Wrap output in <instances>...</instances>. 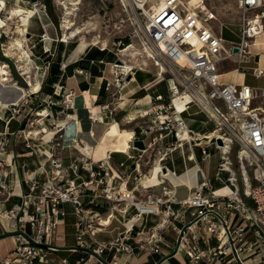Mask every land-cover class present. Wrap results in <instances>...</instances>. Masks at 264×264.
<instances>
[{"label":"built area","instance_id":"1","mask_svg":"<svg viewBox=\"0 0 264 264\" xmlns=\"http://www.w3.org/2000/svg\"><path fill=\"white\" fill-rule=\"evenodd\" d=\"M140 3L136 9L146 18L141 39L150 49L148 57L157 68L156 77L165 81L167 93L156 94L150 108L139 114L140 118L150 120L140 126L138 133L132 131L128 149L145 151L151 144L167 142L158 151L159 162L185 145L198 147L206 160L210 157L209 147L214 145L220 151L216 179L221 181V172H228L222 181L228 193L214 190L201 172L202 180L179 202L193 210V217L177 229L175 250L184 251L186 261L182 264H264V111L254 106L257 98L264 100V88L256 90L245 83L225 82L218 69L223 59H234L237 65L259 61L260 55L252 54L250 48L253 40L264 32V0H238L242 13L239 41L229 45L209 25L217 17L207 0L190 5L186 0H156L147 10L145 3ZM235 47L237 52H233ZM118 67L112 66L113 85L122 89L135 68L127 74ZM251 72L256 78L264 76V69L259 67ZM109 86L107 82V90ZM74 97L73 90L65 92L62 100L65 109L74 108ZM192 105L212 122V131L204 134L186 124L181 114ZM148 136H152L149 143L145 141ZM133 140H142L145 148H135ZM234 142L240 147L236 151L240 173L247 175V180L242 179V189L227 155ZM226 143L228 152L223 147ZM49 163V176L38 192H34L38 183L32 179L30 193L22 196L20 204L10 209L0 207V219L9 223V230L16 237L15 259L25 264L43 262L44 247L51 248L58 218L65 215L62 205L71 204L79 216L83 212L82 198L86 196H90L91 202L103 198L108 204L133 207L136 212L130 219L139 220L160 212L172 215L169 204L175 201V186L163 165L157 166V183L168 181L169 186H162L159 197L138 200L132 190L108 185L107 160L94 164L81 156L65 167L53 159ZM246 165L256 170L254 185L250 183ZM81 170L88 173L87 178L82 177ZM171 175L175 177L174 173ZM5 178L4 174L2 182ZM0 188L5 186L0 184ZM93 222L92 218L80 217L75 223L76 242L87 256L100 257L107 249L114 250L113 258L133 253L127 242L133 225L125 226L113 241L105 243L95 238L96 232L91 230ZM97 226H103L99 219ZM145 243L150 252L161 253L153 235ZM165 261L161 263L166 264Z\"/></svg>","mask_w":264,"mask_h":264},{"label":"crops","instance_id":"2","mask_svg":"<svg viewBox=\"0 0 264 264\" xmlns=\"http://www.w3.org/2000/svg\"><path fill=\"white\" fill-rule=\"evenodd\" d=\"M10 43L11 39L3 42L0 35L2 51L0 53L7 60L14 58V54L6 52ZM82 50L83 47L79 48L67 60L65 59L64 68L59 67L57 87H53L52 94H45L46 100L43 99L45 102L40 101L37 105L33 103V96L42 94V84L38 92H30L28 89L19 90L20 87L16 82H9L11 81L9 77L8 84L0 85L2 93L0 96L2 101L0 184L5 186L3 189L0 188V207L10 209L13 205L20 204L22 196L30 193L32 179L38 183V188L34 191L38 192L49 176L51 159L60 162L64 167L81 156L94 164L107 160L108 185L132 190L138 200L159 197L162 195V186H169L168 181L158 185V172L156 181L153 180L157 166L163 165L169 172L175 174V177L168 176L175 186V201L169 204L171 216L160 212L144 215L139 220L130 219L136 212L133 207L126 209L123 203L108 204L103 198L91 202L90 196L82 198L83 212L79 216L74 213L71 204H63L61 208L65 215L58 218L51 248L44 247L43 262L36 264H162L164 259L166 264H182L186 261V257L182 249L175 250L178 239L177 229L182 228L192 219L193 210L182 206L179 202L186 199L192 193L191 189L202 180L201 172L209 179L212 186L210 149L216 152L218 150L211 145L210 157L204 160L201 153L198 154V150L200 152L198 147L191 148L185 145L169 153L162 162H159L158 151L165 147L166 142L151 144L145 151L137 149L111 151L104 158L103 152L98 147L111 125L116 124L122 129L138 133L140 126L150 120L149 117L140 118L139 114L152 105L151 100L158 93L159 81L156 82L154 72L151 70L134 71L133 77L121 89L123 91L121 97L111 100V97L116 95L110 93V87L114 82L112 71H109L112 76L108 81L110 86L105 90L104 80L109 77L105 76V71L104 75L99 74L98 59L93 55L80 58L79 53ZM0 62L8 67L6 61L0 60ZM242 74L244 75L243 72ZM222 75L228 74L224 72ZM68 90H73L75 93L73 109H65L62 105L64 94ZM16 91L20 92L19 98L11 102ZM49 98H56L54 107L46 105ZM39 111H46V114L39 115ZM181 117L189 127L204 134L212 131L214 127L212 122L207 121L206 115L199 112L194 105L182 113ZM210 123L211 128H209ZM48 126L56 128V134L52 137L47 136ZM151 138L152 136H148L145 141L149 143ZM193 168H196L195 177L193 172H188ZM4 174L6 178L2 182ZM80 174L83 178H87L86 171L81 170ZM219 189L220 187L216 190ZM225 190L217 192L228 193L226 188ZM124 209L127 210L126 213H123ZM162 210H164L163 206H161ZM80 217L94 220L91 230L96 232L95 238L105 243L113 241L120 232L124 231L125 226L129 228L133 225L127 241L133 247V253H122L113 258L114 250L107 249L100 257L87 256L85 250L78 246L75 238V223ZM98 219L103 224L102 227L97 226ZM0 223V264H25L15 259L13 254L16 237L10 232L9 223L3 219H0ZM152 235L154 240H157L161 253H153L147 249L145 240L150 239Z\"/></svg>","mask_w":264,"mask_h":264},{"label":"rangeland","instance_id":"3","mask_svg":"<svg viewBox=\"0 0 264 264\" xmlns=\"http://www.w3.org/2000/svg\"><path fill=\"white\" fill-rule=\"evenodd\" d=\"M3 1L5 7L2 9L1 18L6 21L7 25L0 30L2 41L6 42L11 37H19L22 39L23 50L27 53L28 57L27 67L29 72L24 74L23 70L19 67L22 64L21 59L18 57L20 54L19 50H17V54L13 55V59L3 60L0 46V60L8 63L7 69L10 74L8 76L11 80L9 81L10 83L12 81L16 82L25 91L30 89V83L42 84V94H38L36 97L33 96V103L35 105L40 101L45 102L43 100L45 99V94L53 93V87H57L59 67L64 68L63 62L65 59L67 60L72 53L77 52L82 42L85 45L83 47L84 50L79 53L80 58L83 59L93 55L98 59L99 74L104 75L105 71V76L109 77L104 80L103 86L105 90L106 82L112 79L113 76L109 72L112 70V66L114 64L121 65L117 63V60L120 62H122V59L125 60L135 68L133 71L151 70L156 77L157 68L150 59L145 58V54L142 51L144 45L141 39V33L144 31L146 18L139 14L136 9L137 4L144 2L145 9L147 10L156 0H49V6H46L44 0ZM74 2H77V4L72 5L71 3ZM207 4L213 9L217 17L216 20L209 23L211 28L227 45L238 42L242 21V13L238 6V0H207ZM15 5H19L25 9L35 10V15L30 19L24 37L14 32L17 19H8V11ZM66 7L70 11L67 19L72 24V30H81L80 34L76 37L68 39H65L64 35L67 33L66 37H68L71 30H66L63 27V22L66 19ZM129 44L133 45V48L122 55L120 50L126 48ZM250 51L252 54L260 55L264 53V47H251ZM143 60L146 61V65H144ZM237 67L239 71H244L243 76L237 79L232 74L222 75V80L225 82L234 81L245 83L256 90L264 88V76L256 78L251 72L253 68L259 67L264 69V58L260 57L258 62H243L239 65H237L234 59H223L218 64V69L221 73L237 69ZM118 69L121 70L122 68L118 67ZM132 77L133 75L130 76V79ZM164 77H168V74H165ZM9 82H4V85ZM166 88L165 81H159L157 86L158 93L156 94H166ZM110 93L116 94L111 97V100L115 97L119 99L123 91L115 85H111ZM47 101L46 105L54 107L53 104L56 98H49ZM254 106H260L264 109V100L257 98ZM48 127V131L56 130V128H53L54 126ZM211 127L212 124L210 123L209 128ZM239 148V145L234 142L227 155L231 162V169L235 171L237 183L240 189H242V177L236 158V151ZM210 151L212 152L211 187L215 190L220 187L216 191H226L222 181L226 179L228 172H221V181L217 180L215 176L218 162L220 161V151L216 152L214 149H210ZM246 170L248 171L250 183L252 185L256 184V170L248 165H246Z\"/></svg>","mask_w":264,"mask_h":264},{"label":"bare ground","instance_id":"4","mask_svg":"<svg viewBox=\"0 0 264 264\" xmlns=\"http://www.w3.org/2000/svg\"><path fill=\"white\" fill-rule=\"evenodd\" d=\"M189 5L190 4H195L197 3L199 0H186ZM72 5L77 4V2L71 3ZM5 7L4 1L0 0V10H2ZM9 17L8 19L12 20L14 18L17 19V24L15 26V33H18L19 35H21V37H24V34L27 30V26L29 24L30 19L35 15V10L33 9H25L19 5H15L13 7H11L8 11ZM70 14L69 8L66 7V19L63 22V27L66 30H71L69 32V36L66 37L67 33L64 35L65 39L68 38H74L76 37L78 34H80L81 30L79 29H74L72 30V24L70 23V21L67 19V15ZM7 25L6 21L3 20L0 17V30L2 28H4ZM11 39V43L9 44V46H7L6 52L7 54H17V50H19V59H21V65L19 66L21 70H23L24 74H27L28 71V67H27V53L23 50V41L21 38L16 37V38H10ZM84 42H82V44L79 46V48L84 47ZM144 47L142 49L143 53L145 54V58L149 59L148 54H150V49L143 44ZM252 47H264V32L258 36L255 40H253L252 42ZM133 45H128L126 48L121 49L120 53L123 55L126 51H128L129 49H132ZM260 57L264 58V53L260 54ZM144 65H146V61L143 60ZM121 65H119L120 68L123 69V71H126L127 74H131L129 71L132 70L133 66L128 64L125 60L122 59V62L120 63ZM225 74H232L234 77L236 76L237 78H239L240 76H242V71H239L237 69L234 70H229L226 71ZM8 76H9V71L7 69V65L5 63H1L0 64V85H4V82H6L8 80ZM160 78L156 77V82L160 81ZM127 83V82H126ZM30 92H38V90L40 89V83H36V84H31L30 83ZM19 90H23L22 88H18ZM0 96H1V91H0ZM0 104H2L1 98H0ZM5 105V104H4ZM178 109H180L182 106L180 103L177 104ZM261 108V107H259ZM262 109V108H261ZM264 111V109H262ZM46 111H39L38 114L39 115H43L45 114ZM46 131V130H45ZM56 134V132L54 130H47V136L48 137H52ZM133 134L132 131H128L125 129L120 128L118 125L113 124L111 125L106 133L104 134V136L102 137V140L99 143V147L101 149L102 156L104 158H106L108 156V154L111 151H127L128 148L131 146V138H132ZM224 150L225 152H228V148L229 145L226 143L224 146ZM195 171L196 168L193 169H189L188 172H193V176L195 177ZM156 173L157 171L154 172L153 174V180L156 181ZM167 176H172L171 172H167ZM241 176H243L242 179L247 180V175L246 174H242ZM248 185V181L246 182Z\"/></svg>","mask_w":264,"mask_h":264},{"label":"water","instance_id":"5","mask_svg":"<svg viewBox=\"0 0 264 264\" xmlns=\"http://www.w3.org/2000/svg\"><path fill=\"white\" fill-rule=\"evenodd\" d=\"M237 51H238V49L236 47L233 48V52H237ZM117 63H121V62L119 60H117ZM127 79L129 80L130 79V76H128ZM19 95H20V92L16 91V93L14 94V98H13L14 100H12L11 102L16 101L19 98ZM217 142L220 144L221 143V140L218 139ZM133 146L135 148H138V149H144L145 148L142 140H133Z\"/></svg>","mask_w":264,"mask_h":264},{"label":"trees","instance_id":"6","mask_svg":"<svg viewBox=\"0 0 264 264\" xmlns=\"http://www.w3.org/2000/svg\"><path fill=\"white\" fill-rule=\"evenodd\" d=\"M44 3L46 4V6H49V0H44ZM1 57H3L2 54H1ZM2 59H3V60H7V59L4 58V57H3Z\"/></svg>","mask_w":264,"mask_h":264}]
</instances>
